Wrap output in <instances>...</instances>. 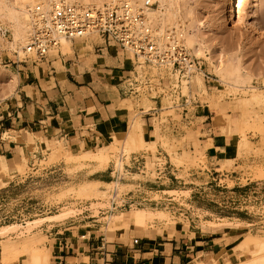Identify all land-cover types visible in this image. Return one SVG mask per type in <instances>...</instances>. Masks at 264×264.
<instances>
[{
  "label": "rangeland",
  "instance_id": "374dc122",
  "mask_svg": "<svg viewBox=\"0 0 264 264\" xmlns=\"http://www.w3.org/2000/svg\"><path fill=\"white\" fill-rule=\"evenodd\" d=\"M2 1L9 6L14 2ZM76 1L82 6H99L110 0H92L86 4L81 0ZM179 2L177 7L182 20L178 17L177 21L170 22L169 27H176L175 30L183 32L188 53L201 63V72L191 77L189 85H183L184 97L171 94L169 86L172 81L162 73L159 83L155 85L158 94L151 90L147 95L148 91L145 90L146 95L137 100L125 97L121 103L126 109L125 132L121 136L114 134L113 139L100 148L88 153H76L61 141H44L42 149L33 152L29 158L25 154L20 160L1 162L0 246L6 239L20 243L35 234L41 236L38 246L47 248L46 237L42 235L41 230L46 229L49 223L69 222L77 215L85 217L86 221L94 220V229L105 233L107 243L114 241L125 244L129 238L148 230L152 235H171L176 233L179 227L186 228L188 220L197 232L217 233L221 239L215 241V252L204 255L198 253L191 264H236L250 258L249 253L238 246L241 240L251 243L253 238L264 239V177H259V174L264 172V103L256 105L250 102V94L260 93L264 97V0H235L232 6V20L228 19L229 0ZM238 3L241 11L238 10ZM0 9V107H4L17 90L18 74L22 75L26 68L33 66L46 69V65L42 61L32 63L31 60H22L18 49L22 48L24 43L17 41L12 48L13 23L6 18L8 15L2 5ZM252 22H257L260 26V33L253 31ZM172 23L178 26L173 28ZM182 23L184 25H181ZM186 31L202 43L201 56L195 57L187 46ZM101 41L105 42L97 35L66 41L70 49H66L61 41L60 45L49 53V57L57 60L61 56L70 57L73 44L80 50H86ZM107 44L115 47L112 43ZM122 52L126 65H131L135 60L132 54ZM219 59L228 63L230 68L238 66L243 73H249V83L242 88L230 87V81L225 80V75L223 79L220 77L223 74L218 72V75L215 71L214 67ZM128 69L124 71H129ZM10 73L17 76L13 86V83L9 82ZM151 74L156 75V72L152 71ZM186 98L187 106H184ZM196 104H206L213 119L204 122L203 119H198L190 123L189 116L193 114L191 109ZM153 109L155 113L152 116V142L147 141L142 134L147 144L131 146V140H137L140 135L138 129L135 131V138L129 133L131 125L142 127L143 119L154 112ZM201 123H211L213 135H222L231 140L226 150L232 151V157L226 155L225 151L217 166H206L203 148H200L198 142V138L205 133L201 132ZM242 136L248 140L250 149L249 145L243 150L239 149L237 143ZM32 141L30 136L29 142ZM52 150L57 152L56 154L53 151L55 157L51 156ZM99 152L107 153L105 161L95 159ZM81 153L84 157L86 154L91 155L84 158ZM76 154L78 159L75 157L73 160ZM133 154L145 155L144 174L136 173L133 168L119 180L112 170L124 171V166L129 164ZM122 155L125 158H122ZM79 156L83 158L80 159ZM158 164L164 166V173L160 175L155 171ZM216 167H219V172H214ZM93 180L104 182L88 185V181ZM88 186L94 187V191L97 188V191L93 193ZM85 188L91 191H86ZM165 188L175 190L166 194L147 193L148 190ZM114 189L116 197L121 199L133 191L142 190L152 197L153 201L160 202L166 197L173 200L167 205L164 213L156 214L148 209L153 214L150 219L145 220L159 219L157 223L135 224L129 218L128 222H117L115 217L122 215L120 213L145 207L143 204H134L122 211L119 208H111ZM82 191L85 193H81ZM95 193L97 194L94 195ZM125 215L127 214H123ZM6 226L10 228L3 230ZM114 226L116 228L113 229ZM52 230L53 228L49 231ZM133 239L129 244H133ZM47 249L48 264H52L53 259L49 248ZM30 263L28 255H10L5 259L0 253V264Z\"/></svg>",
  "mask_w": 264,
  "mask_h": 264
},
{
  "label": "crops",
  "instance_id": "0c3cea01",
  "mask_svg": "<svg viewBox=\"0 0 264 264\" xmlns=\"http://www.w3.org/2000/svg\"><path fill=\"white\" fill-rule=\"evenodd\" d=\"M73 45L70 57L61 56L58 60L48 57L42 61L46 69L33 66L18 74L15 94L0 107V164L20 160L25 154L29 158L42 149L44 141H61L76 153L90 152L109 142L114 134L121 136L125 132L126 109L121 103L126 98L119 90L118 81L130 65H126L123 52L102 41L86 50ZM191 110L190 123L213 119L206 104L195 105ZM149 114L141 128L143 136L152 142L154 112ZM202 123L201 132L205 133L198 138L199 146L203 148L206 166H217L225 151L229 157L233 156L230 149L226 150L231 140L213 135L211 123ZM214 172H219V167ZM174 190L165 188L147 193L166 194ZM169 198L153 201L145 191L137 190L123 198L124 202L117 208L122 211L143 204L156 214L164 213L173 200ZM132 213L133 210L120 214L131 219ZM158 221L145 220L144 224ZM94 228V220L86 221L78 215L69 222L49 223L41 233L46 237L52 264H191L198 253L215 252V241L221 239L215 232L195 231L189 220L186 228L179 227L171 235L143 231L133 237L139 239L137 244H129L133 238L125 244L107 243L105 233Z\"/></svg>",
  "mask_w": 264,
  "mask_h": 264
},
{
  "label": "built area",
  "instance_id": "2783aa9c",
  "mask_svg": "<svg viewBox=\"0 0 264 264\" xmlns=\"http://www.w3.org/2000/svg\"><path fill=\"white\" fill-rule=\"evenodd\" d=\"M152 6L151 0H143L140 6L132 0H110L99 6H82L75 0H36L28 9L27 39L21 48L22 60H31L32 63L45 61L61 41L97 35L120 50L131 53L135 59L129 71L118 81L124 97L137 100L146 95L145 90L147 95L151 90L158 94L155 85L162 73L172 81L169 86L171 94L184 97L182 87L190 84L195 73L201 72V63L188 53L182 31L168 29L162 36L153 31L144 13V9ZM152 71L156 75H152ZM122 158L125 156L122 155ZM124 167V171L112 170L119 180L133 168L143 175L145 155L133 154ZM155 171L157 175L164 173V166L158 164ZM122 203L123 198H117L114 189L111 208L115 209ZM138 241L134 238L133 244Z\"/></svg>",
  "mask_w": 264,
  "mask_h": 264
},
{
  "label": "bare ground",
  "instance_id": "6f19581e",
  "mask_svg": "<svg viewBox=\"0 0 264 264\" xmlns=\"http://www.w3.org/2000/svg\"><path fill=\"white\" fill-rule=\"evenodd\" d=\"M71 1H73V0H71ZM81 1H83L86 4V3H88V2H90L92 0H81ZM179 1H181V0H151V2L153 3V6L150 7V8L144 9V13L146 15V19H147L148 25L153 29V31L158 36H162L165 33V31L168 30V28L170 29L169 26L171 25V23H170L171 21H177L178 17L181 16V15L179 16V12L180 11L178 10L179 8L177 7L178 6V3H180ZM35 2H36V0H14V2L13 1L11 2L12 5L9 6V4L7 5L4 1L0 0V6L2 5V8H4V10L7 12L8 17H6V18L7 19L9 18L8 20L9 21L11 20L12 23H13V24H11V25H13V26H11V31H12V35H13V42H11L12 48L15 47L13 45H15L17 43V41H20L22 44L23 43L25 44L26 39H27L28 9ZM132 2L135 5L140 6L142 4L143 0H132ZM234 3H235V0H229V7H228V19L229 20H232L234 18L233 17V11H232V6H233ZM95 5L96 4H94V6ZM154 5H155V7H154ZM83 6H88V5H83ZM238 10L241 11V7H240L239 3H238ZM0 11H1V9H0ZM179 19H181V17ZM252 23L253 24H251V26H252L253 31L256 32V33H260V30L261 29H259L260 26L257 24V22H255V23L252 22ZM167 24H169V25L167 26ZM173 25H172L173 28L175 27V25L178 26L176 23L173 24ZM181 25H184V23H182ZM185 26L187 27V24ZM175 29H176V27H175ZM188 31H191V30H188ZM188 31H186L187 33L185 32V34L187 35V36H185L186 37L187 46L191 49V51H192V53L194 54L195 57L201 56L202 55V52H203L202 43L199 42L197 39H195L194 35H192V33L188 32ZM63 43L67 47L66 49H70V45H69L68 42H66V41L63 40ZM19 48L20 49H18L19 50L18 55H21L22 56L23 53H22L21 47H19ZM61 52H62V49H61ZM18 58H19V56H18ZM221 60L219 59L216 62L214 68H215V71L217 73L219 72V73H221V75L223 74L222 76H220L221 78L225 75L224 76L225 77V80L228 79L230 81V83H228V85H230V87L233 86L234 88L235 87L236 88L237 87L242 88V86H244V85H246V84L249 83V81L251 80V75L249 73H243L238 66H234V67L230 68L229 65H228V63L222 62ZM219 73H218V75H219ZM224 77H223V79H224ZM9 79H10L9 82L11 84L13 83L12 84V86H13L16 83V75L13 74V73H10L9 74ZM195 80H196V78H195ZM259 95H260V93L259 94H256V93L250 94V96H251L250 97V102H252V103H254L256 105L258 103H261V104L264 103V97H262L261 95L259 96ZM245 102H247V101H245ZM245 102H243V103H245ZM137 129L140 130V135H139V137L137 139L138 142H136L137 140H135V139H132L131 140V146H133V147L135 145L136 146L137 145L139 146V145H142V144H147L145 142V140H144V137H142V134L143 133H142V128H141L140 125H136L134 127H132V125H131V128L129 130V133L132 134V136L134 137V135H136L135 134V131ZM238 141H237L238 142L237 144L239 146V149H242L243 150L244 148L247 147V145H249V142H247L248 140L245 139V136H242V138L240 140H238ZM136 143H138V144H136ZM248 148L250 149V145H249ZM249 149H246V150H249ZM54 150H52V155H51L52 157H55V153L57 154V152H55L56 150L55 151ZM235 150H237V149H235ZM53 151L55 152L54 153V156H53ZM58 151H59V149H58ZM88 152L89 151H86L85 153H88ZM68 154L69 153H67V156L66 157H68ZM98 154L99 155H97L96 158L94 157L95 159H97V160L99 159L101 161H105L107 159V153L101 154L99 152ZM82 155L84 157V154L81 153V156ZM88 155H91V154H86L84 158H86ZM75 157H76V159H78L77 158V154H76V156H74V159L73 160H75ZM83 157H80V159L83 158ZM89 158H91V156H89ZM71 159L72 158H70V160ZM67 160H69V159H67ZM0 168H1V164H0ZM259 177L260 178L261 177H264V172H261L259 174ZM88 182H89L88 185H90V183L98 184L96 182H99V181L93 180V181H88ZM91 185L93 186V184H91ZM88 187H90L91 190H92V188H94V187H91V186H88ZM96 189H95V191L93 189L92 192L93 191L96 192L97 191ZM85 190L86 191H89L90 189L88 190V189L85 188ZM81 193H85V191H82ZM96 194L97 193H95L94 195H96ZM84 195H86V194H84ZM91 195L92 194L90 193V196ZM151 216H152V212L151 211H148V210H145V209H136L132 213L131 220L135 224H144L145 219H150ZM115 219L117 220V222L120 221V220H122L124 222H128L129 221L128 219H125L124 218L123 214L116 216ZM7 228H10V226L4 227L3 230L4 229H7ZM112 228L114 229L116 227L114 226ZM123 228H124V226H123ZM40 237L41 236H37V235L33 234V235H30L27 238L23 239L20 243H17L18 241L15 242L13 240L11 241V240H7L6 239V241H4L2 243V245L0 246L1 247L0 248L1 249V251H0L1 257L6 259V257H8L10 255L11 256L12 255L13 256H15V255L16 256L17 255H28L29 256V260L31 261L32 264H48L49 263V260H48L49 259V251H48V249L45 246H41V247L38 246V239ZM238 246L241 248V250L243 249L246 252H248L250 258H248L246 260H243L241 262H238L236 264H264V239H258V238H256L254 240V238H253V241L251 243H249L246 240L244 241V239H243V240H241L240 243H238ZM248 253H246V254H248Z\"/></svg>",
  "mask_w": 264,
  "mask_h": 264
}]
</instances>
